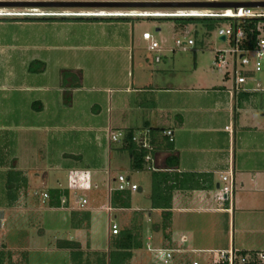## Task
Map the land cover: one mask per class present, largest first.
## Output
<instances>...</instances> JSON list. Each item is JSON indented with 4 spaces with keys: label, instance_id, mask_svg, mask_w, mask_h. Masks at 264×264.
<instances>
[{
    "label": "crops",
    "instance_id": "crops-1",
    "mask_svg": "<svg viewBox=\"0 0 264 264\" xmlns=\"http://www.w3.org/2000/svg\"><path fill=\"white\" fill-rule=\"evenodd\" d=\"M6 23L21 27L55 25L45 39L47 43L43 42L44 50L57 48L51 38L56 42L59 37V32L55 33L58 24L80 25L82 34L65 40H75L79 42L76 46L85 49L100 46L130 52L134 42L141 40L134 28L132 34H122L119 23L106 21ZM149 61L161 62L153 56ZM34 63H38L36 68L31 67ZM23 65V95L18 104L9 108L17 113L14 118L18 123L8 127L19 130L25 152H14L12 164L5 166L7 172L15 170L18 174L14 200H9L7 176L3 178L0 236L4 241L0 246L8 255L0 264H154L147 248L151 237L158 246L178 250L174 264H193L196 260L204 264L212 258L208 252L211 250H264V94L260 95L264 90L259 81H255L256 85L249 81L255 72L248 74L241 92L234 91V83L202 79L197 64L186 73L181 70L168 74L164 68H154L153 73L147 72L141 78L128 73L122 87H115V96L105 103V123L74 133L64 126L66 105L62 94L66 88L61 81L58 86L47 58L37 53L25 59ZM69 70L81 80L80 87L67 88L74 100L81 99L85 88L95 93L104 90L106 76L99 69ZM94 97L93 108L100 106L99 96ZM148 129L157 132L151 152L155 171L180 174L189 186L173 192L171 226L166 231L162 227L164 210L151 205L152 179L147 207L133 206L136 197L132 191H127L128 207L112 204L113 194L118 191L117 178L122 175L114 170L134 169L126 143L110 142L108 132L142 135ZM168 129L173 132V141L164 134ZM80 158H86L84 167L74 165L73 159ZM144 169L152 178L154 170L145 163ZM73 171L79 173L75 187L69 177ZM224 175H232L235 191L231 200L220 205L216 194L224 184ZM85 176L90 178V184ZM64 177L69 179L68 184ZM128 178L132 181L131 176ZM132 182L138 184L137 192L143 193V186ZM53 190L63 194L61 207L51 205L56 200ZM72 190L80 192L73 201ZM44 193H48L47 199ZM81 198L87 200L85 206H81ZM73 212L77 213L76 225ZM113 224L131 234L130 249L118 248ZM182 236L185 242H181ZM33 252L38 255L29 259ZM41 252L46 257L40 258ZM20 253L23 257L18 256Z\"/></svg>",
    "mask_w": 264,
    "mask_h": 264
},
{
    "label": "rangeland",
    "instance_id": "rangeland-1",
    "mask_svg": "<svg viewBox=\"0 0 264 264\" xmlns=\"http://www.w3.org/2000/svg\"><path fill=\"white\" fill-rule=\"evenodd\" d=\"M0 1H168V0H0ZM173 1V0H171ZM180 1V0H178ZM189 1V0H188ZM198 1V0H197ZM206 1V0H199ZM249 1V0H242ZM178 9H148V8H0V14H20V15H35V14H66V15H94L100 12H174ZM256 11L264 12V8H256ZM7 21H0V205L3 201L4 194V183L3 178L7 176V170L5 166L12 164L10 159L14 152L20 151L21 154L25 152L24 144H21L22 136L17 128L12 127L9 129L8 126L16 125L18 120L14 118L17 113H12L9 109L14 104H18L22 98L23 93L21 92V86L23 80L24 65L23 61L30 57H34L37 53L45 56L47 58L48 64L51 67V74L53 77L55 75L57 78V84L59 86L60 81L62 82L63 71L69 70V68L80 67L83 72H87L90 69H99L106 76V81L103 82L105 86L102 92L95 93L88 88L84 89L81 93V99L74 100V98L69 97V95L64 96L62 94V100L64 105H66L65 111V127L69 130H74V133L78 129L87 130V127L92 128L94 125L104 124L107 117L108 111L106 110L105 103L110 99V97L115 96V87H122L123 81L126 79L127 74L130 76L134 73L135 77L143 76V74L153 73L154 68H164L168 74L181 72V70L190 71V67L195 64L199 65V74L202 79L213 81L214 83H226L228 85L234 83V77L231 68L229 69V74L218 70L215 67V53L219 49H227L229 45L219 39L217 35V30L230 24L231 20L223 19L218 21V25L215 30L207 33L202 25H186L185 27L180 25L175 20H164V19H130L128 21H112L113 23H119L121 26V31L123 33L132 34L133 28L135 29L136 37H140L139 42H134L133 46L130 47V52L127 49H105L100 46L92 49H85L84 47L76 46L77 41H67L65 40L67 36L77 37L82 34V29L80 25L66 26L57 25L59 29V37L56 42L51 38V43H55L56 49H45L44 43H47L45 39H48L55 25L51 27L43 26H18L11 23H6ZM14 22V21H8ZM62 22V21H55ZM264 23V22H263ZM261 26H264L261 24ZM41 28L42 30H39ZM47 28V29H43ZM50 28V29H49ZM57 28V27H56ZM160 28V30H157ZM264 34V27H262ZM39 30V31H38ZM49 30V31H48ZM45 31V32H43ZM113 31V29H112ZM145 31L152 34L155 41L159 43L160 53L149 52L147 50L149 42L142 38ZM188 31V33H185ZM44 38V41H42ZM193 38L196 41V45L193 47L194 50L182 51L176 50L175 41L177 39L188 40ZM44 42V43H43ZM68 45L73 46L70 48ZM76 46V47H75ZM129 55L126 57V53ZM159 54L161 56L160 63H154L149 61L151 57ZM252 57V56H251ZM125 58V59H124ZM228 60L231 62V56H228ZM263 69L260 72H256L253 76L249 77V81L260 82V89L264 90V59L262 61ZM38 63L31 65L32 68H36ZM63 67V68H62ZM65 67V68H64ZM69 67V68H68ZM71 71V70H70ZM183 71V72H184ZM51 78L53 80L54 78ZM121 78V79H120ZM120 81V82H117ZM219 81V82H218ZM256 81V82H255ZM30 82H32L30 80ZM108 88V89H107ZM260 95L264 92L260 91ZM99 96V105L93 108V103L95 99L94 96ZM71 96V94H70ZM95 98V97H94ZM101 99V100H100ZM90 100V101H89ZM73 103V105H71ZM101 112H100V110ZM11 111V112H10ZM10 112V113H9ZM96 129V128H95ZM32 140L35 139L31 137ZM35 146V145H34ZM87 151V148H85ZM89 150V149H88ZM114 151V150H113ZM85 153V152H84ZM97 153L94 151L93 154ZM118 153V151H117ZM83 154V153H82ZM92 154V151H90ZM126 154L123 152V155ZM85 154H83L84 157ZM84 159L80 158L78 160L73 159L74 165L79 167H84ZM79 171L84 168H78ZM74 170V169H72ZM71 170V171H72ZM144 169L142 171L136 170H120L115 169V173H122L125 177L131 176L132 181L138 182L143 186V193L139 194L137 191H132L136 199L133 202V206L140 205V207H147L149 205V198L146 196L150 190L151 184V173ZM65 174V171H63ZM71 175V173H70ZM69 175V177H70ZM87 177V176H85ZM7 177H5L6 180ZM88 184H90L88 178ZM67 180V177H64ZM131 181V182H132ZM73 191L72 201L79 197L80 192ZM43 206V205H41ZM41 209V212H43ZM113 219V218H112ZM34 223V222H33ZM32 225V224H31ZM30 225V226H31ZM38 226L35 227L37 229ZM1 230V229H0ZM1 235V232H0ZM2 236V235H1ZM0 236V245L4 239ZM42 253V252H41ZM43 254V253H42ZM4 255V256H3ZM7 253L4 252L3 247L0 246V258L6 259ZM20 253L18 256H22ZM26 255V254H25ZM32 255H38V253H30L28 255L29 259ZM40 258L46 257L45 254H39ZM27 256H25L26 258Z\"/></svg>",
    "mask_w": 264,
    "mask_h": 264
},
{
    "label": "built area",
    "instance_id": "built-area-1",
    "mask_svg": "<svg viewBox=\"0 0 264 264\" xmlns=\"http://www.w3.org/2000/svg\"><path fill=\"white\" fill-rule=\"evenodd\" d=\"M214 1V0H211ZM222 1V0H220ZM224 1H237L246 2L242 0H224ZM249 1H264V0H249ZM20 14H0V16H12ZM28 15V14H26ZM57 15L53 13L47 14H35V16H48ZM66 15V14H60ZM69 16V15H67ZM70 16H104V17H138V18H156V17H204V18H224V19H237L238 25H234L232 21L226 26H222L217 30L219 37L225 36L226 40L223 41L229 45L227 49H219L216 51L215 67L229 74L231 68L234 79V91L241 92L244 90V83L247 81L248 74L251 72H260L263 69L264 59V34H260L258 43L255 48H245V43L248 41L247 33L241 26V22L246 18H264V12L256 11V8L252 7H238V8H225V9H209V8H182L174 12H100L94 15H70ZM264 23L259 24V31L262 32L261 26ZM188 33V31H185ZM143 39L149 42L147 50L149 52L160 53L159 43L155 41L152 34L145 31L142 35ZM196 45V41L193 38L188 40L177 39L175 41V48L173 51L182 50L190 51ZM228 56H231L232 61L228 60ZM252 56V57H251ZM156 62L161 60L160 55L155 56ZM150 130H146L142 135L134 134L132 140L138 144L139 147L146 150L144 155V163L149 170H157L153 164V156L151 154L153 150V144L149 139ZM164 134L173 141V132L171 129L164 131ZM127 134L125 131H109L108 139L110 142L124 141ZM79 173L73 171L70 175L71 185L76 186L77 177ZM84 177V176H83ZM79 178V177H78ZM224 184L220 186L217 191L216 199L220 205H224L227 200H231L235 191V184L232 175L222 176ZM76 182V183H75ZM119 191H137L139 186L130 181L128 177L119 175L117 178ZM44 198H48V193L43 194ZM81 206L87 204V200L81 198ZM120 232V228L117 224L112 225V233L114 235ZM186 238L181 237V242H185ZM148 251L152 256L154 264H174L175 252L178 251L174 248L158 246L153 242V238H149L147 244ZM212 254V258L204 264H264V250L262 251H242L238 249L230 250H211L208 251ZM193 264H201L200 261H193Z\"/></svg>",
    "mask_w": 264,
    "mask_h": 264
},
{
    "label": "trees",
    "instance_id": "trees-1",
    "mask_svg": "<svg viewBox=\"0 0 264 264\" xmlns=\"http://www.w3.org/2000/svg\"><path fill=\"white\" fill-rule=\"evenodd\" d=\"M130 19H139L138 17H104V16H67V15H48V16H35V15H12V16H0V21H89V22H112V21H128ZM148 19H164V20H175L180 25H197L200 24L205 28L206 32H212L215 30L218 25V21L223 20L224 18H204V17H188V18H178V17H156V18H148ZM234 25H238V20H231ZM264 22V18H246L241 22V26L247 33L248 41L245 43V48L253 49L256 47L259 36L261 32L258 27L259 24ZM62 86L66 88L64 91V96L71 94L70 90L67 89L80 87L81 80L80 76L76 73L66 70L63 71L62 74ZM149 139L151 144H155V129H149ZM127 136L124 140L126 143V149H128L131 157H132V166L136 171L144 170V155L146 154V150L139 147L132 140L133 133H126ZM18 174V171L11 170L7 174V182H6V192L9 196V200H14V193L17 189L16 186V178L15 176ZM181 175L177 173H168V172H159L153 171L152 173V186H151V205L153 208H161L164 210L163 212V224L162 227L164 231L169 229L171 226L172 219V199L173 192L177 189H187L189 186L183 183V179L180 178ZM186 181V180H185ZM52 194L56 196V200H54L51 205L55 207H61L63 205V201L61 199L62 193L60 190H53ZM130 192L126 191H117L113 194L112 204L114 206L120 207H128L130 204ZM76 212L72 213V219L75 224V216ZM90 219V217L88 218ZM168 236L167 234H165ZM118 241V248L122 250L130 249L132 247V236L128 231L119 232L116 234ZM4 256V255H3ZM2 260V256L0 258V262Z\"/></svg>",
    "mask_w": 264,
    "mask_h": 264
},
{
    "label": "water",
    "instance_id": "water-1",
    "mask_svg": "<svg viewBox=\"0 0 264 264\" xmlns=\"http://www.w3.org/2000/svg\"><path fill=\"white\" fill-rule=\"evenodd\" d=\"M148 8V9H182L209 8L225 9L238 7L264 8V1H220V0H168V1H0V8ZM225 41L226 37H219ZM142 188L139 189V192Z\"/></svg>",
    "mask_w": 264,
    "mask_h": 264
}]
</instances>
